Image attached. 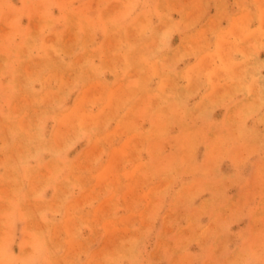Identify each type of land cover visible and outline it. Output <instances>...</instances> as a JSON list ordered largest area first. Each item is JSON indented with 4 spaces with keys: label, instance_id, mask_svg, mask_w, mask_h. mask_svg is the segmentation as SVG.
<instances>
[{
    "label": "rangeland",
    "instance_id": "1",
    "mask_svg": "<svg viewBox=\"0 0 264 264\" xmlns=\"http://www.w3.org/2000/svg\"><path fill=\"white\" fill-rule=\"evenodd\" d=\"M263 45L264 0H0V264H264Z\"/></svg>",
    "mask_w": 264,
    "mask_h": 264
},
{
    "label": "bare ground",
    "instance_id": "2",
    "mask_svg": "<svg viewBox=\"0 0 264 264\" xmlns=\"http://www.w3.org/2000/svg\"><path fill=\"white\" fill-rule=\"evenodd\" d=\"M238 34H239V33H238ZM239 35H240V34H239ZM256 38H257V37H256ZM258 38H260V37H258ZM258 38H257V39H258ZM254 39H255V38H254ZM251 40H252V39H251ZM251 40H250V41H251ZM257 41H258V40H257ZM259 41H260V40H259ZM259 41H258V44L260 43ZM168 42L170 43V41H168ZM251 42H252V41H251ZM252 43H253V42H252ZM163 44H165V43H163ZM261 44H262V43H261ZM253 45H254V44H253ZM151 46H154V45H151ZM155 46H156V44H155ZM263 46H264V45H263ZM234 47H235V44H234ZM151 48H152V47H151ZM165 48H166V47H165ZM248 48H249V46H248ZM254 48H255V47H254ZM235 49H236V47H235ZM239 49H240V48H239ZM244 49H246V48L244 47L243 50H244ZM153 50H154V47H153ZM243 50L241 49V51H243ZM245 51H246V50H245ZM248 52H249V51H248ZM256 52H258V51H256ZM256 52H255V53H256ZM162 53H163V52H162ZM247 54H248V53H247ZM174 55H175V54H173V55H171V56L173 57V59H175V61H177V60H176V58H177V54H176V57H175V58H174ZM232 55H233V54H232ZM254 55H255V54H254ZM219 56H220V55H219ZM248 56H249V55H248ZM172 57H171V58H172ZM213 57H214V56H213ZM220 57L224 58V56H222V55H221ZM232 57H233V56H232ZM249 57H250V56H249ZM252 57H254V56H252ZM257 57H258V56H257ZM207 58H209V57H207ZM226 58H227V56H226ZM235 58H236V57H235ZM147 59H148V58H147ZM202 59H203V58H202ZM202 59H201V60H202ZM227 59H229V56H228ZM227 59H226V60H227ZM231 59H232V58H231ZM231 59H230V60H231ZM248 59H249V58H248ZM250 59H251V58H250ZM254 60H256V59H253V60L251 59L250 61H254ZM142 61H143V60H142ZM167 61H168V59H167ZM169 61H170V60H169ZM205 61L207 62V60H205ZM222 61H223V59H222ZM227 61H228V60H227ZM227 61H226V62H227ZM143 62H144V61H143ZM224 62H225V61H224ZM228 62H229V61H228ZM228 62H227V63H228ZM197 63H198V62H197ZM203 63H204V62H203ZM203 63L201 62V65H203ZM251 63H253V62H251ZM193 64H195V63H193ZM199 64H200V63H198V65H199ZM207 64L209 65L208 62H207ZM223 64H224V63H223ZM228 64H232V63L229 62ZM249 64H250V63H249ZM257 64H258V62H257ZM195 65H197V64H195ZM198 65H197V68H199V70H200L202 67L199 65V66L201 67V68H200ZM244 65H245V64H244ZM244 65H242V66H244ZM158 66H159V65H158ZM203 66H204V65H203ZM226 66H227V64H226ZM242 66H241V67H242ZM257 66H258V65H257ZM259 66H260V65H259ZM259 66H258V67H259ZM261 66H263V64H262ZM261 66H260V67H261ZM205 67L207 68L208 66H204V68H205ZM228 67H229V66H228ZM233 67H234V66H233ZM239 67H240V66H239ZM239 67H238V68H239ZM260 67H259L257 70H259ZM149 68H150V67H149ZM151 68H153V67H151ZM204 68H203V69H204ZM210 68H211V66H210ZM225 68H226V67H225ZM229 68H230V67H229ZM244 68H245V66H244L242 69H244ZM246 68H247V69H246V71H247V70H248V67L246 66ZM156 69L159 70L157 67H156ZM195 69H196V68H195ZM195 69H194V70H195ZM208 69H209V68H208ZM227 69H228V68H227ZM233 69H234V68H233ZM235 69H236V66H235ZM235 69L233 70L234 72L236 71ZM242 69H241V71H242ZM148 70H149V69H148ZM150 70H151V69H150ZM170 70H171V69H170ZM196 70H197V69H196ZM209 70H210V69H209ZM213 70H214V69H213ZM213 70H212V71H213ZM229 70H230V69H229ZM229 70L226 71L227 75H228V73H229ZM237 70H238V69H237ZM249 70H251V68H250ZM254 70H256V69H253V73L256 72V71H254ZM261 70H262V67H261ZM154 71H156V70H154ZM160 71H161V70H160ZM171 71H172V70H171ZM174 71H175V70H174ZM174 71H172V74H174V73H173ZM197 71H198V70H197ZM219 71H220V70H219ZM222 71H224V68H223ZM244 71H245V70H244ZM262 71H263V70H262ZM152 72H153V71H152ZM152 72H151V73H152ZM158 72H159V71H158ZM163 72H164V71H163ZM168 72H169V73H168ZM194 72H195V71H194ZM194 72H193V73H194ZM198 72L200 73V71H198ZM210 72H211V71H210ZM210 72H209V74H210ZM238 72H239V71H238ZM242 72H243V71H242ZM251 72H252V70H251L249 73H247V74H250ZM149 73H150V72H149ZM149 73H147V74H149ZM170 73H171L170 71H167V73H165V74L167 75V77H169L168 74H170ZM195 73H197V72H195ZM199 73H197V76H198V77H199V75H198ZM201 73H202V72H201ZM201 73H200V76L202 77ZM217 73H218V72H217ZM231 73H232V72H230V75H229V76H231ZM235 73H236V72H235ZM156 74H157V72H156ZM172 74H170V75H172ZM190 74H191V73H190ZM202 74H205L204 71H203ZM209 74H208V75H209ZM211 74H212V73H211ZM214 74H215V72L213 73V75H214ZM220 74H221V73H220ZM224 74H225V73H224ZM232 74H233V73H232ZM237 74H238V73H237ZM242 74H243V73H242ZM242 74H241V75H242ZM82 75H83V74H82ZM157 75H158V74H157ZM157 75H154V77L157 76ZM166 75H165V76H166ZM176 75H177V74H176ZM205 75H206V74H205ZM225 75H226V74H225ZM245 75H246V74H245ZM245 75H243V76L245 77ZM252 75H253V74H252ZM84 76H85V74H84ZM91 76H92V75H91ZM146 76H147V75H146ZM158 76H159V75H158ZM160 76H161V75H160ZM165 76H164V77H165ZM174 76H175V74H174ZM174 76H173V77H174ZM211 76H212V75H211ZM211 76H210V78H211ZM215 76H216V75H215ZM221 76H222V75H221ZM221 76H218V74H217L216 77H221ZM223 76H224V75H223ZM239 76H240V73H239ZM243 76H242V77H243ZM187 77H188V76H187ZM195 77H196V76H194V77L191 79V82H189V83H193V84H194V81H195L196 79H197L196 81H198V78L194 79ZM201 77H199V79H200ZM224 77H225V76H224ZM237 77H238V75H237ZM244 77H243V78H244ZM261 77H262V76H261ZM144 78H146V77H144ZM169 78H170V77H169ZM189 78H190V77H189ZM203 78H204V77H203ZM212 78H213V79H212ZM212 78H211L212 80L217 79V78H215V77H213V76H212ZM221 78H222V77H221ZM221 78H220V79H221ZM239 78H240V77H239ZM239 78H238V79H239ZM90 79H91V78H90ZM148 79H149V77L147 78V80H148ZM193 79H194V81H192ZM240 79H241V78H240ZM245 79H246V78H245ZM144 80H145V79H144ZM147 80H145V81H147ZM160 80L162 81V79H160ZM167 80H168V81L170 80V82H171L172 79H167ZM176 80H177V78H176ZM176 80H173V81H176ZM202 80H203V79H202ZM202 80H201V81H202ZM241 80H242L241 82H243L244 79H241ZM259 80H260V79H259ZM72 81H74V80H72ZM72 81H70V82H72ZM173 81H172V83H173ZM204 81H205V80H204ZM204 81H202V82H204ZM215 81H218V80H215ZM215 81H214L213 83H215ZM220 81H221V80H220ZM63 82H64V83H65V82L67 83V82H68V79H66V81L63 80ZM148 82H149V81H148ZM199 82H200V81H198V84H196V85H200V86H201L202 83L199 84ZM210 82H211V80H210ZM234 82H235V81H234ZM66 83H65V85H66ZM195 83H196V82H195ZM227 83H228V82H227ZM237 83H239V82H237ZM243 83H244V82H243ZM262 83H264V81H263ZM67 84H68V83H67ZM148 84H149V83H148ZM170 84H171V83H170ZM170 84H168V85H170ZM173 84H174V83H173ZM215 84H216V83H215ZM228 84H229V83H228ZM240 84H242V83H240ZM245 84H246V83H245ZM253 84H254V83H253ZM260 84H261V82L259 81V84H257V85H260ZM69 85H71V83L67 85V88L69 87ZM72 85H73V82H72ZM107 85H108V84H107ZM168 85H167V86H168ZM188 85L190 86V84H188ZM234 85H235V84H234ZM247 85H250V83L247 84ZM191 86H192V85H191ZM191 86H190L189 88H191ZM230 86H231V85H230ZM230 86H229V87H230ZM255 86H256V85H255ZM255 86H254V87H255ZM261 86H262V85H261ZM261 86H260V88H262ZM63 87H64V85H62L61 88H63ZM71 87H72V86H71ZM143 87H144V85H143ZM170 87L174 88L173 86H170ZM175 87H176V86H175ZM181 87H182V86H181ZM192 87H193V86H192ZM197 87H198V86H196L195 88H197ZM219 87H220V86H219ZM223 87H224V86H223ZM239 87H241V88L243 89L242 86H239ZM245 87H246V86H245ZM257 87H258V86H257ZM64 88H65V87H64ZM138 88L141 89L142 87H141V88L138 87ZM164 88H165V87H164ZM183 88H184V87H183ZM186 88H187V86H186ZM186 88H185V90H188V88H187V89H186ZM199 88H200V87H199ZM221 88H222V86H221ZM221 88H220V89H221ZM231 88H232V86H231ZM247 88H248V87H246V89H247ZM251 88H253V86H252ZM258 88H259V87H258ZM260 88H259V89H260ZM139 89H137V90H139ZM167 89H168V88H167ZM167 89H166V90L164 89V90L167 91ZM175 89H176V88H175ZM177 89H179V88L177 87ZM220 89H219V91H220ZM254 89H255V88H254ZM256 89H257V88H256ZM259 89H257L256 92H258ZM67 90H68V92H70V91H69V88H68ZM164 90H163V91H164ZM168 90H169V89H168ZM170 90H171V88H170ZM170 90H169V91H170ZM181 90H182V89H181ZM183 90H184V89H183ZM200 90H201V89H200ZM244 90H245V88H244ZM247 90H249V89H247ZM251 90H252V89H251ZM261 90H262V89H261ZM263 90H264V89H263ZM263 90H262V91H263ZM55 91H56V90H55ZM65 91H66V89H65ZM109 91H110V90H109ZM169 91L166 92V93H169ZM172 91L175 92L176 90L172 89ZM179 91H180V90H179ZM179 91H178V92H179ZM194 91H195V90H194V87H193V92H194ZM215 91L219 92L217 89H215ZM226 91H227V90H226ZM226 91H225V93H226ZM232 91H234V90H232ZM232 91H231V92H232ZM262 91H261V92H262ZM107 92H108V90H107ZM178 92H177V93H178ZM182 92H183V91H182ZM182 92H181V93H182ZM193 92L191 91L192 94H193ZM222 92H223V91H222ZM222 92H220V93H222ZM229 92H230V91H229ZM161 93H162V92H161ZM166 93H165V94H166ZM191 93H189V94H191ZM252 93H254V92L252 91V92L250 93V96H251ZM64 94H65V92H64ZM170 94H171V93H170ZM170 94H169V95H170ZM192 94H191V95H192ZM260 94H261V93H260ZM169 95H168V96H169ZM173 95H174V94H173ZM212 95H214V92H213ZM215 95H216V93H215ZM218 95H219V94H218ZM218 95H217V96H218ZM228 95H229V94H228ZM231 95H232V94H231ZM233 95H234V94H233ZM233 95H232V96H233ZM235 95H236V94H235ZM239 95H241V94H239ZM163 96H164V95H163ZM168 96H167V97H168ZM171 96H172V95H171ZM171 96H169L168 99H169V98L171 99ZM174 96H176V95H174ZM186 96H188V95L186 94ZM207 96H208V95H207ZM209 96H210V95H209ZM223 96H224V95H223ZM225 96H226V95H225ZM229 96H230V95H229ZM229 96L226 97V98L229 99ZM256 96H257V93H256ZM167 97H166V101H167ZM211 97H212V96H210L209 100L211 99ZM218 97H219V96H218ZM261 97H262V96H261ZM58 98H59V97H58ZM163 98H165V97H163ZM174 98H175V97H174ZM205 98H206V96H205ZM212 98H213V97H212ZM223 98H224V97H222V98H220V99H219V98H218V99H215V98H214V99H215V100H219V101H221V99H222V100L224 101L225 99H223ZM235 98H236V97H235ZM238 98H239V97H238ZM254 98H256V97H254ZM170 99H169V100H170ZM172 99H173V98H172ZM50 100H51V99H50ZM50 100H47V101H49L48 103H50ZM61 100H62V99H61ZM61 100H60V101H61ZM163 100H164V99H163ZM173 100H174V99H173ZM204 100H205V99H204ZM211 100H212V99H211ZM211 100H210V101H211ZM215 100H214V101H215ZM229 100H231V99H229ZM243 100H244V99H243ZM252 100H253V99H252ZM52 101H54V100H51V102H52ZM175 101H176V99H175ZM206 101H208V100H206ZM206 101H204V102H206ZM214 101H213V102H214ZM257 101H258V100H257ZM259 101H260V95H259ZM56 102H57V101H56ZM108 102H109V101H108ZM171 102H173V101H170V103H171ZM202 102H203V101H202ZM213 102H211V104H212ZM216 102H217V101H216ZM227 102H228V101H227ZM254 102H255V101H254ZM46 103H47V102H46ZM48 103H47V104H48ZM52 103H53V102H52ZM52 103H50V104H52ZM54 103H55V101H54ZM54 103H53V104H54ZM218 103H219V102H218ZM218 103H216V105H218ZM220 103H222V102H220ZM220 103H219V104H220ZM229 103H230V102H229ZM243 103H244V102H243ZM257 103H258V102H257ZM106 104H107V103H106ZM109 104H110V102H109ZM171 104H172V103H171ZM174 104H175V103H174ZM211 104H210V105H211ZM214 104H215V102L213 103V105H214ZM234 104H235V103H234ZM80 105H81V104H80ZM191 105H192V104H191ZM205 105H206V104H205ZM224 105H225V104H224ZM227 105H228V104H227ZM202 106H203V105H202ZM202 106H201V108H202ZM208 106H209V105H208ZM214 106H215V105H214ZM214 106L212 107V105H211V108H213V110H214ZM230 106H231V105H228V107H230ZM253 106H254V105H253ZM58 107H59V105H58ZM175 107L177 108V104H176ZM224 107H225V106H224ZM228 107H227V108H228ZM231 107H232V106H231ZM246 107H247V106H246ZM246 107H244V108H246ZM256 107L258 108L257 105H256ZM80 108H81V107H80ZM107 108H108V107H107ZM197 108H198V107H197ZM201 108H200V109H201ZM211 108L209 107V108H208V111H209V109H211ZM237 108H238V107H237ZM252 108H253V107H252ZM260 108H261V107H260ZM260 108H258V110H259ZM59 109H61V107H60ZM177 109H178V108H177ZM182 109H184V108H182ZM186 109H187V107H186ZM186 109H184V113H186V112H185ZM194 109H195V108H194ZM194 109H192V110H194ZM204 109L206 110V108H204ZM220 109H221V108H220ZM253 109H255V107H254ZM52 110H53V107H52ZM106 110H107V109H106ZM174 110H175V109H174ZM201 110L203 111V109H201ZM213 110H212V111H213ZM194 111H195V110H194ZM194 111H193V112H194ZM208 111H207V112H208ZM212 111H210L209 113L211 114ZM234 111H235V110H234ZM239 111H240V110H239ZM252 111H253V110H252ZM188 112H190V111H188ZM193 112H192V114H193ZM241 112H242V111H241ZM259 112H260V111H259ZM261 112H262V111H261ZM180 113H183V112H180ZM184 113H183V114H184ZM194 113H195V115H196V112H194ZM235 113H237V110H236ZM244 113H246V112L244 111ZM250 113H251V112H250ZM263 113H264V111H263ZM263 113H262V114H263ZM186 114H187V113H186ZM229 114H230V113H229ZM189 115H190V114H189ZM211 115H212V114H211ZM181 116H182V115H181ZM184 116H186V115H184ZM184 116H183V117H184ZM192 116H193V115H192ZM197 116H198V115H197ZM232 116H233V115H232ZM210 117H211V116H210ZM230 117H231V115H230ZM233 117H234V116H233ZM259 117H260V116H259ZM101 118H102V117H101ZM102 119H103V118H102ZM224 119H225V118H224ZM213 120H214V119H213ZM261 120H262V119H261ZM224 121H225V120H224ZM232 121H233V120H232ZM234 121H235V120H234ZM225 122H226V121H225ZM121 123H122V122H121ZM166 123H168V122H166ZM188 125H189V124H188ZM188 125H187V126H188ZM167 126H168V125H167ZM23 127H24V125H23ZM32 127H33V126H32ZM80 127L82 128V126H80ZM24 128H25V127H24ZM122 128L124 129V127H122ZM122 128L120 127L119 129L122 130ZM125 128L127 129V127H125ZM255 128H256V127H255ZM82 129H83V128H82ZM126 129H125V130H126ZM172 129H173V128H172ZM172 129H171V130H172ZM212 129H214V128H212ZM80 130H81V129H80ZM121 130H120V131H121ZM125 130H122V131H125ZM247 130H248V129H247ZM250 130H251V129H250ZM172 132H173V131H172ZM212 132H213V131H212ZM166 134H167V133H166ZM103 138H105V136H104ZM106 140H107V139H106ZM234 144H235V143H234ZM65 165H66V164H65ZM28 251H29V250H28ZM28 254H29V253H28Z\"/></svg>",
    "mask_w": 264,
    "mask_h": 264
},
{
    "label": "crops",
    "instance_id": "3",
    "mask_svg": "<svg viewBox=\"0 0 264 264\" xmlns=\"http://www.w3.org/2000/svg\"><path fill=\"white\" fill-rule=\"evenodd\" d=\"M257 55H258V58L256 59V60H254V61H250V60H242V59H234L235 60V63L234 64H236V65H234V66H236V73L234 72V71H231L233 74H235V75H239V73H240V76H243V75H245V76H247L246 77V79H244L243 80V84H244V86H243V90H244V88H245V92H250V90H247V89H249V87H250V85H252L253 87L255 86V83H257V82H259V81H261V80H264V59H262V55L260 54V53H257ZM260 58V59H259ZM251 62H253V63H251ZM257 62H258V64H257ZM250 63V64H249ZM245 64V65H244ZM263 64V66H261ZM242 65H244L245 66V68L244 69H242L244 66H242ZM260 65L261 67H262V70H261V67H260V69L259 70H257L259 67L258 66ZM240 66V67H239ZM242 66V67H241ZM246 66L248 67V70L246 71L245 69H247L246 68ZM239 67V68H238ZM251 68V70H252V72L250 73V74H247V73H249L251 70H249ZM233 69V70H234ZM238 69V70H237ZM241 69H242V71H241ZM253 69H256V70H254V71H256V72H254L253 73ZM245 70V71H244ZM239 71V72H238ZM231 73V74H232ZM238 73V74H237ZM243 73V74H242ZM242 74V75H241ZM253 74V75H252ZM262 76V77H261ZM260 79V80H259ZM246 83V84H245ZM250 83V85H247V84H249ZM254 83V84H253ZM248 87L247 89H246V87ZM237 94V93H236ZM236 97V98H235ZM239 97V98H238ZM225 98V97H224ZM230 98H232V99H246V100H250V99H254V97L253 96H249V95H234V96H232V97H230Z\"/></svg>",
    "mask_w": 264,
    "mask_h": 264
}]
</instances>
